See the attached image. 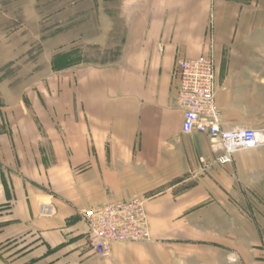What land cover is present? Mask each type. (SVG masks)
<instances>
[{
  "label": "crops",
  "instance_id": "1",
  "mask_svg": "<svg viewBox=\"0 0 264 264\" xmlns=\"http://www.w3.org/2000/svg\"><path fill=\"white\" fill-rule=\"evenodd\" d=\"M113 1L116 59L63 75L0 133V264H264V146L220 164L208 136L183 132L175 77L181 59L212 54L224 127L258 129L264 12L255 0ZM136 197L151 240L96 255L80 212Z\"/></svg>",
  "mask_w": 264,
  "mask_h": 264
},
{
  "label": "rangeland",
  "instance_id": "2",
  "mask_svg": "<svg viewBox=\"0 0 264 264\" xmlns=\"http://www.w3.org/2000/svg\"><path fill=\"white\" fill-rule=\"evenodd\" d=\"M254 8L264 12V0H255ZM118 11L113 0H0L1 134L15 110L47 105L63 75L116 59L124 25ZM259 24L264 26V16ZM254 37L263 59L262 28ZM259 99L263 109L248 114L263 130L264 98Z\"/></svg>",
  "mask_w": 264,
  "mask_h": 264
},
{
  "label": "built area",
  "instance_id": "3",
  "mask_svg": "<svg viewBox=\"0 0 264 264\" xmlns=\"http://www.w3.org/2000/svg\"><path fill=\"white\" fill-rule=\"evenodd\" d=\"M175 77L176 104L184 113L183 132L208 136L212 149L222 151L218 157L220 164L231 163L236 152L264 146V138L259 136L264 135V129L224 127L222 111L216 102L217 72L212 54L181 59ZM53 211L52 204H43V215L50 216ZM80 214L93 237L91 249L101 257L110 256L112 242L151 240L145 201L141 198L85 209Z\"/></svg>",
  "mask_w": 264,
  "mask_h": 264
},
{
  "label": "bare ground",
  "instance_id": "4",
  "mask_svg": "<svg viewBox=\"0 0 264 264\" xmlns=\"http://www.w3.org/2000/svg\"><path fill=\"white\" fill-rule=\"evenodd\" d=\"M259 136L261 137V138H264V135L261 133V134H259Z\"/></svg>",
  "mask_w": 264,
  "mask_h": 264
}]
</instances>
